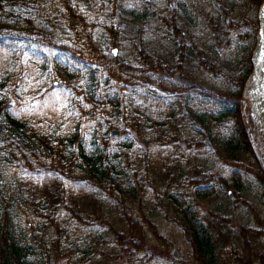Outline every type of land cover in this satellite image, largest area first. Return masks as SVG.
I'll list each match as a JSON object with an SVG mask.
<instances>
[{
    "label": "trees",
    "instance_id": "obj_1",
    "mask_svg": "<svg viewBox=\"0 0 264 264\" xmlns=\"http://www.w3.org/2000/svg\"><path fill=\"white\" fill-rule=\"evenodd\" d=\"M65 1L63 13L73 25L77 38L74 45L66 48L72 53V59L88 66L92 72L93 63H99L118 79L134 78L130 71L140 67L105 52L87 27L86 16L73 7L71 0ZM262 1L223 3L221 7H213L206 16L213 38L230 41L234 52L237 51L238 63L245 66L241 81L252 69L248 61L260 30ZM254 3L257 7L252 11ZM168 22L178 31L180 25L175 17ZM236 30L240 35L235 47ZM8 33L0 26V45L9 52L7 61L0 62V264H45L43 256L48 261L64 256L67 260L64 264H109L110 243H106L104 233L96 227L97 221L105 219L111 226L105 229L115 234L114 251L131 248L133 244L138 246L141 242L149 251L151 246L144 240L152 232L158 241V252L168 262L142 258L136 264H169L170 261L177 264L184 259L170 257L172 239L160 232L152 218L159 207L182 226L193 246L191 254L197 264H264L261 230L236 218L235 206L251 203L245 193L246 179H256L264 189V157L259 156L262 154L254 146L251 104L244 98L242 89L217 90L208 99L202 96L208 101V113L195 110L188 99L181 102L179 96L168 97L164 104L157 101L151 109L157 112L148 113L142 102H131L128 106L119 96L109 95L102 110L111 112L109 115L113 114L122 125L137 128L136 136L139 135L141 142L126 134L125 141L121 140L124 144L112 143L110 129L117 122L111 116L101 120L95 94L72 81L69 66L62 111L49 106L35 118L21 113L12 104V97L4 88L9 87L14 65L11 47L14 36ZM247 40L251 42L247 44ZM206 49V46L195 49L200 51L201 59L206 57L202 55ZM186 53L183 49L181 57ZM143 58L146 63L162 61L148 51ZM215 64V59H210V66ZM177 67L183 66L179 63ZM226 115L234 117L228 131L208 132V143L204 137L185 136L184 130L190 123L208 127ZM126 131L123 127L119 134ZM142 143L146 148L141 147ZM203 144L208 145V151L220 162L228 165L231 179L207 170L205 158L192 160L193 150L196 154L204 153ZM22 161H28L27 166L33 169L38 166L39 170H35L37 173L32 170L34 175L27 179L20 176L12 166ZM132 170L135 176L143 171L148 182L138 185L131 179ZM210 177L218 183L211 189L208 188L213 186L208 180ZM115 185L118 193L113 192ZM140 189H144V196ZM162 189L165 194L159 198ZM213 194L216 199L210 196ZM211 203L215 204L211 206ZM10 205L21 212L22 219L13 221ZM136 209H139L138 216L133 215ZM104 210L112 216L104 218ZM62 214L65 223L60 219ZM116 223L122 230L115 227ZM41 230L44 234L39 236ZM74 247L78 250L75 257L72 256Z\"/></svg>",
    "mask_w": 264,
    "mask_h": 264
},
{
    "label": "rangeland",
    "instance_id": "obj_2",
    "mask_svg": "<svg viewBox=\"0 0 264 264\" xmlns=\"http://www.w3.org/2000/svg\"><path fill=\"white\" fill-rule=\"evenodd\" d=\"M0 1V26L4 31L15 33L16 36V43L14 46L16 50L13 51L16 54L13 53L14 65L11 66L12 74L9 79V87L6 86L4 88L7 90L6 93L10 95V98L12 97V104L18 107L21 113L32 115V113L34 114V112H36L34 114L36 118V114L43 112L44 110L42 108L45 109L49 105L48 96L51 91L48 92V90L51 89L55 93H58L59 96L62 95L60 99L63 101L67 91L66 83H64L66 77L63 70L61 73V69L59 70L56 64H53L49 59L46 60V58L45 63L47 67L42 68L40 65L35 64L34 61L38 59L39 54L36 55L33 49L43 48L46 53L55 55L56 59H59L62 68L63 66L61 63L64 64L67 56H65L63 52H60L61 56H58L59 52L51 50L49 46L30 43L26 41L25 38H19L18 36L23 35L22 32L32 26L53 33L56 40L59 42L71 43L74 40L75 34L73 29L63 18L60 7L56 6L60 3V0ZM72 1L77 3L80 9L87 14L91 22H94V37L101 43L104 50L111 51L116 47L117 55L123 57L127 61H132L136 65L141 64L139 63L141 61L139 59L143 55V50H147L151 54L159 56V59H162V63H153L152 66H147L146 70L134 71L133 76L135 77V84L126 80L116 81L113 78H109L108 74L100 67L97 70L96 76H91L90 71L86 67L80 68L79 65L73 64L68 60L71 64L73 76L70 77L73 82L78 83L86 91L95 93L96 95H101L102 92L103 94H108L109 92V94H113L116 91L123 97L128 106L131 102H156L154 96L158 95L156 91L157 88H159L163 94H168L169 96L173 95L174 91L170 88H168L169 91L162 88H164V86L174 87L176 85L178 88L176 93L179 96L184 98L190 92L188 95L190 102L194 109L199 112H206L209 110L208 101H205L204 98L200 100V96L209 94V90L215 91L218 89L229 92L230 90H236L238 88L242 89L244 98L250 101L253 107L251 124L253 127L252 135H254L255 148H257V152H264V87L260 85L261 82L258 80L260 76L258 75L257 77L256 74L258 73L256 70V59L259 54L258 46L262 34L257 37L255 44H253V55L248 61V67L251 64L252 69H254L253 71L251 69L252 73L247 75L244 81H241L245 66L238 63L237 51L234 52L233 46L230 45V41H225V39L222 40L217 37L215 39L213 38V33L211 31L209 32L206 23L207 17H205L216 3H229L235 5L243 0ZM256 7L254 3V9L252 11H255ZM175 11L177 12L176 19L184 29L183 31H181L180 27V31L176 32L172 29V26L164 20V16L172 18ZM110 25L117 30L118 38L116 42H114L111 31L108 28ZM234 38H239V31L234 32ZM250 42L251 40L246 41L247 44ZM204 45L207 48L206 51L202 53V55H206L205 58H200V51L192 54V47H204ZM182 46H186L187 55L182 60L183 67L181 69H176L175 66L181 57ZM234 46L236 47L237 45L235 44ZM210 59H215L216 61L213 68L210 66ZM143 65H145V63H143ZM196 85L197 89L194 88ZM59 86H62L63 91L59 92ZM144 86H149L150 90H145ZM256 93L259 94L258 101H256ZM98 103L101 105L102 102ZM220 108L224 109V106H220ZM147 112L151 113L150 106H147ZM110 113L111 112H105L101 109L103 119L106 116H111L109 115ZM232 117L231 115L223 116L221 120L214 121L212 124L210 123L208 127H204L199 123H190V126H186L184 130V132H186L185 136L192 134L195 138L204 137V142H207L208 132L217 130L221 132L226 131L225 125L233 123L234 117ZM111 119L119 124L113 114ZM117 124V127L123 128ZM129 129L131 128H127V130ZM135 130L136 131L132 130V132L137 133L138 129L135 128ZM184 141L187 140L184 139ZM115 142L118 144L121 143L119 137L113 136L112 143ZM141 147L146 148L145 143H142ZM201 150L204 153L199 152L196 154V150L192 151L193 161L197 162L199 158H205L206 161L204 164L207 170L213 171L216 174H224L231 179L232 172L228 165L220 162V160L209 151L206 152L203 149ZM27 165H30L28 161L16 162L12 168H14L20 176L27 179L34 175L36 172L35 170H39L37 162L35 163L37 167L34 169ZM133 172L132 170L131 179L135 180L138 185L139 182H148V178L143 171L136 173V176ZM208 180L213 184V186H208L209 189L218 185V183L216 184L215 178L210 177ZM129 183L131 186L134 185L130 180ZM66 184L68 183L66 182ZM230 190V194L234 197L232 189ZM113 192L118 193L116 185L113 187ZM140 193L144 196V189H140ZM245 193L250 198L251 203L249 205L247 203H240L235 206L236 218L241 222H247L254 228L260 229L262 236H264V189L258 184L256 179L249 177L245 181ZM163 194H165L164 189H162L159 198H163ZM210 196L215 198L216 194ZM11 198L13 197L11 196ZM207 204V207L211 209L210 204L208 202ZM214 204L215 203H211V206ZM10 210L13 221L22 219L21 212L17 211L12 205H10ZM137 210L139 209L133 211L134 216L138 214ZM102 212L105 215L104 218L111 215V212L108 210ZM153 214L152 218L160 232L167 235L170 240L172 239L170 257L175 260L184 259L178 261L177 264H197L191 254L193 246L185 235L182 226L178 222H175L173 218L167 215L160 207L157 208ZM60 219L63 223L66 222L64 214H62ZM108 222L109 221H106V219L97 221L96 227L100 228L99 232L104 233L103 238H106V243H110L111 249H108L112 254L108 258L109 264H136L137 261L142 258H148L154 262H156L155 260L164 259L162 261L163 263L168 262L165 256L158 252V241L156 237H154L155 233L153 234L152 232L149 234L147 232L149 238L147 237L144 240L147 245L151 246L149 251L146 247L143 248L142 242L138 246L133 244L131 248L129 246L125 247L122 251H114L115 249H113L112 246L115 234L105 229V226H110ZM115 227L122 230L119 223H116ZM43 232L42 230L38 232L39 236L44 234ZM73 250L75 251L72 256L75 257L78 255L76 254L78 250L75 249V247ZM43 257L45 264H64L67 261L64 256L52 261H48L45 256ZM39 259L41 258H37V261H39ZM169 264H172V262L170 261Z\"/></svg>",
    "mask_w": 264,
    "mask_h": 264
},
{
    "label": "bare ground",
    "instance_id": "obj_3",
    "mask_svg": "<svg viewBox=\"0 0 264 264\" xmlns=\"http://www.w3.org/2000/svg\"><path fill=\"white\" fill-rule=\"evenodd\" d=\"M261 26H262V35H261L260 44L258 46L259 54H258V57L256 56L257 57V59H256V70L258 72L256 74H257V77H258V75L260 76V78L258 80L261 82L260 85L264 87V3L262 6V10H261ZM258 99H259V94L256 93V101H258Z\"/></svg>",
    "mask_w": 264,
    "mask_h": 264
},
{
    "label": "water",
    "instance_id": "obj_4",
    "mask_svg": "<svg viewBox=\"0 0 264 264\" xmlns=\"http://www.w3.org/2000/svg\"><path fill=\"white\" fill-rule=\"evenodd\" d=\"M114 132H117V129H114Z\"/></svg>",
    "mask_w": 264,
    "mask_h": 264
}]
</instances>
